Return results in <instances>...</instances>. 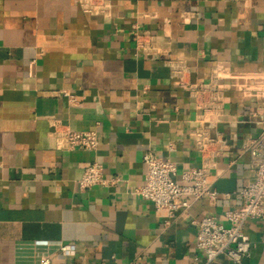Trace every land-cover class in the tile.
<instances>
[{
    "label": "crops",
    "instance_id": "crops-1",
    "mask_svg": "<svg viewBox=\"0 0 264 264\" xmlns=\"http://www.w3.org/2000/svg\"><path fill=\"white\" fill-rule=\"evenodd\" d=\"M110 5L103 17L83 12L78 0H0V264L45 256L52 264H205L192 221L208 215L227 225L225 211L241 205L240 190L253 179L246 149L264 110L229 89L222 114L205 127L225 141L208 176L217 199L170 217L133 193L147 151L172 160L179 183L201 163V111L165 61L183 64L192 83L264 73V0ZM143 33L154 40L153 56L136 49ZM51 119L97 131L99 145L58 149ZM93 162L119 177L117 185L81 189ZM244 232L252 246L241 264H264V219H249ZM59 245L73 246V255ZM210 264L237 263L221 255Z\"/></svg>",
    "mask_w": 264,
    "mask_h": 264
},
{
    "label": "built area",
    "instance_id": "built-area-1",
    "mask_svg": "<svg viewBox=\"0 0 264 264\" xmlns=\"http://www.w3.org/2000/svg\"><path fill=\"white\" fill-rule=\"evenodd\" d=\"M83 12L93 16L107 17L110 15V0H78ZM137 51L144 56H153L155 43L153 38L146 34H136ZM169 66L171 76L179 81L201 111L199 126L195 131V147L201 155V163L181 172L179 183L174 177L177 174L176 164L168 159L157 156L151 151L143 155L145 173L143 184L133 189L137 196L152 202L156 209L166 210L170 217L187 209L196 201L208 198L214 202L218 192L208 180L214 159L223 152L224 139L212 137L206 126L211 127L213 118L223 112L224 91L234 89L241 91L245 97L254 99L261 110H264V73L256 75L233 74L228 76L213 75L208 82L192 83L187 79V69L171 60L165 61ZM221 79L224 81L222 82ZM69 103L76 104L75 95L63 91ZM261 124L260 134L251 139L246 151L250 156V165L253 169V179L240 190L241 205L225 211L227 225L219 222L214 216H203L194 219L192 223L197 227L196 249L205 260V264L216 261L224 255L237 264H241L251 250V241L244 229L249 219H264V118L259 117ZM51 126L56 137L58 149H80L94 151L99 145L98 133L95 130H72L64 126L59 120L51 119ZM173 149V145H170ZM120 178L105 176L102 164L93 162L83 170L79 179L81 189L95 185L112 187L117 185ZM61 254L71 256L74 247L59 245ZM40 264H52L50 257L45 256ZM70 264V263H60Z\"/></svg>",
    "mask_w": 264,
    "mask_h": 264
}]
</instances>
